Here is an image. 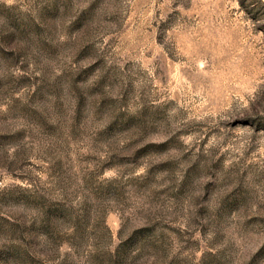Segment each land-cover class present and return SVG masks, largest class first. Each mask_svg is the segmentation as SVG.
Here are the masks:
<instances>
[{
  "label": "rangeland",
  "instance_id": "1",
  "mask_svg": "<svg viewBox=\"0 0 264 264\" xmlns=\"http://www.w3.org/2000/svg\"><path fill=\"white\" fill-rule=\"evenodd\" d=\"M0 264H264V0H0Z\"/></svg>",
  "mask_w": 264,
  "mask_h": 264
}]
</instances>
